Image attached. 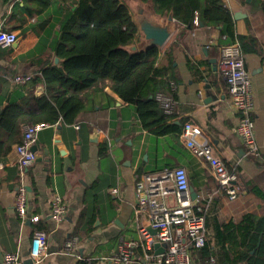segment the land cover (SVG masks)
I'll return each instance as SVG.
<instances>
[{
    "label": "crops",
    "instance_id": "obj_1",
    "mask_svg": "<svg viewBox=\"0 0 264 264\" xmlns=\"http://www.w3.org/2000/svg\"><path fill=\"white\" fill-rule=\"evenodd\" d=\"M122 1L128 7V0ZM220 1L231 13L233 38L221 35L219 26H204L196 18L186 28L173 19L174 32L159 49L156 66L168 69L163 78L170 79L173 88L170 122L182 128L188 121L202 130L217 156L236 169L239 196L227 198L208 164L185 148L180 134L157 136L145 130L136 108L105 85L90 96L71 125H49L38 133L35 161L26 178L27 215L39 216L38 221H22L14 208L18 186L15 146L0 159V264L5 253H18L23 262L30 260L34 231L47 237V251L39 264H86L110 258L122 242L140 239L139 228L147 227L154 234L147 211L135 216L136 183L142 174L177 167L186 170L194 194L189 192L191 199L205 216L204 249L208 253L202 257L199 250L191 249V264H248L241 256L251 246L247 231L252 225L244 217L250 215L254 223L264 218V0ZM27 7L31 17L22 11ZM38 9L37 3L27 0H0V29L17 34L14 46L0 47V111L7 104L5 97L19 99L15 89L21 85L14 84L13 77L34 76L38 65L52 54L58 31L52 20L55 7ZM46 14L49 22L42 30L34 29ZM168 14L155 16L162 20ZM48 31L50 38L45 36ZM41 39L42 51L33 52ZM139 42L138 33L127 49ZM231 43H238L252 82L257 156L248 154L234 132L238 116L230 109L227 86L218 70L221 48ZM42 91V85L35 86L36 95ZM103 144L105 153L100 151ZM53 193L62 197L66 207L60 223L50 216ZM69 237L78 240L72 252L64 250Z\"/></svg>",
    "mask_w": 264,
    "mask_h": 264
},
{
    "label": "trees",
    "instance_id": "obj_2",
    "mask_svg": "<svg viewBox=\"0 0 264 264\" xmlns=\"http://www.w3.org/2000/svg\"><path fill=\"white\" fill-rule=\"evenodd\" d=\"M37 3L40 12L54 6L53 21L57 27L52 42V54L38 65L32 80L17 86L19 99L10 100L0 111V159L11 146L22 141L26 126L38 123L71 125L83 111L90 96L108 86L126 104L136 108L138 119L145 130L157 136L181 132L171 115L164 114L156 100L157 94L173 98L170 79L163 76L168 69L156 66L160 50L155 46L131 52L128 46L138 39V28L129 8L122 0H27ZM158 16L172 14L183 28L192 27L196 18L207 27L219 26L221 35L233 38V20L230 11L220 0H142ZM28 17L32 11L22 8ZM48 14L40 18L34 29L49 22ZM51 31L46 37H51ZM49 42V41H48ZM44 40H39L33 52L42 51ZM8 51L5 50V53ZM54 57V58H53ZM59 62L54 63L53 59ZM168 78V77H167ZM42 85L40 95L35 86ZM3 138V139H2ZM101 153L106 145L100 146ZM247 231L251 246L241 256L248 264H264V218ZM194 250V249H193ZM207 256L204 248L199 250ZM83 264V263H82Z\"/></svg>",
    "mask_w": 264,
    "mask_h": 264
},
{
    "label": "built area",
    "instance_id": "obj_3",
    "mask_svg": "<svg viewBox=\"0 0 264 264\" xmlns=\"http://www.w3.org/2000/svg\"><path fill=\"white\" fill-rule=\"evenodd\" d=\"M16 41L15 32L0 29V47L8 48ZM218 70L227 86L230 109L238 116L234 132L248 154L257 156L252 82L238 43L222 46ZM32 78L31 74H20L14 76L12 82L22 85ZM155 98L164 114L173 113L175 104L173 98L162 94H157ZM48 126L47 123L26 126L22 141L15 146L18 186L14 208L22 221L39 220V216L28 217L27 215L26 178L29 168L35 161L32 148L38 133ZM179 138L195 158L208 164L217 184L227 198L235 200L242 192L237 184L236 169L217 156L214 146L202 130L191 122H183ZM136 191L138 197L134 206L135 216L147 211L150 216V228L156 232L152 234L147 227H141L139 228L140 239L122 242L110 258L89 260L86 264H138V256L141 258L140 264H191V249L201 250L205 247L207 231L205 216L201 213V208L196 201L191 199L186 170L180 167L165 168L142 174L136 183ZM171 197L172 201H169ZM65 214L66 207L62 197L53 193L50 197L51 218L55 223H60L64 220ZM77 244L76 237H69L64 243V250L72 252ZM156 244L164 246L161 253L155 252ZM139 249L142 252L141 255ZM46 251V234L34 231L28 254L32 264H39ZM3 264H24V262L18 253H5Z\"/></svg>",
    "mask_w": 264,
    "mask_h": 264
},
{
    "label": "water",
    "instance_id": "obj_4",
    "mask_svg": "<svg viewBox=\"0 0 264 264\" xmlns=\"http://www.w3.org/2000/svg\"><path fill=\"white\" fill-rule=\"evenodd\" d=\"M128 7L132 12L133 20L138 28L140 36L139 44L137 46H131L129 50L131 52H136L137 49L143 51L151 46L161 49L174 32V20L172 14H168L166 18L159 20V18L153 13L150 5L144 4L142 0H128ZM58 62V58H55L54 63L57 64ZM32 150H34V146ZM189 192L193 197L194 194L191 189ZM153 231L156 232L155 230ZM163 247L156 244L154 246L155 252L161 253ZM31 263L30 260L24 262V264Z\"/></svg>",
    "mask_w": 264,
    "mask_h": 264
}]
</instances>
